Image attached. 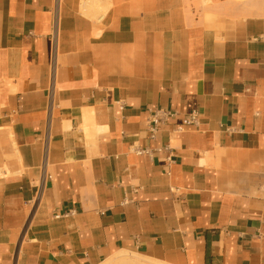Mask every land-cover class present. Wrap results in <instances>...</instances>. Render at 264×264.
Listing matches in <instances>:
<instances>
[{
    "label": "crops",
    "instance_id": "crops-1",
    "mask_svg": "<svg viewBox=\"0 0 264 264\" xmlns=\"http://www.w3.org/2000/svg\"><path fill=\"white\" fill-rule=\"evenodd\" d=\"M119 251L264 264V0H0V264Z\"/></svg>",
    "mask_w": 264,
    "mask_h": 264
},
{
    "label": "built area",
    "instance_id": "built-area-1",
    "mask_svg": "<svg viewBox=\"0 0 264 264\" xmlns=\"http://www.w3.org/2000/svg\"><path fill=\"white\" fill-rule=\"evenodd\" d=\"M170 114L169 111L165 109H156L153 111L152 119L149 122V137L154 138L156 133L158 132L159 125L162 121H164V118L167 117ZM198 119V112L196 110H192L186 117V123L187 124H194L196 123ZM137 153H142V149H136Z\"/></svg>",
    "mask_w": 264,
    "mask_h": 264
},
{
    "label": "bare ground",
    "instance_id": "bare-ground-1",
    "mask_svg": "<svg viewBox=\"0 0 264 264\" xmlns=\"http://www.w3.org/2000/svg\"><path fill=\"white\" fill-rule=\"evenodd\" d=\"M89 2L90 0H83V4H87ZM118 253L119 254H117L114 258L105 260L104 262L102 261L101 264H168L149 257L128 255L125 251H119ZM145 259H149V261H146Z\"/></svg>",
    "mask_w": 264,
    "mask_h": 264
},
{
    "label": "rangeland",
    "instance_id": "rangeland-1",
    "mask_svg": "<svg viewBox=\"0 0 264 264\" xmlns=\"http://www.w3.org/2000/svg\"><path fill=\"white\" fill-rule=\"evenodd\" d=\"M91 1V0H90ZM89 6H90V4H89ZM125 253H127L128 255H138V254H136V253H133V252H130V251H125ZM117 254H119L118 252H116V253H114V254H112V255H110L109 257H107L105 260H108V259H111V258H114ZM138 256H140V255H138ZM142 258V257H141ZM104 260V261H105ZM146 261H149V259H145ZM103 261V262H104ZM101 264V263H100Z\"/></svg>",
    "mask_w": 264,
    "mask_h": 264
}]
</instances>
